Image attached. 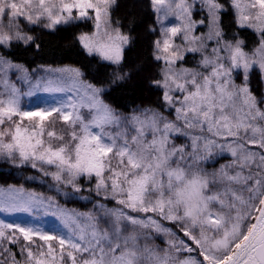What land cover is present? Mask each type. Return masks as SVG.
Here are the masks:
<instances>
[{"label": "snow or ice", "instance_id": "6c2138e0", "mask_svg": "<svg viewBox=\"0 0 264 264\" xmlns=\"http://www.w3.org/2000/svg\"><path fill=\"white\" fill-rule=\"evenodd\" d=\"M149 2L160 104L125 114L105 99L130 78L117 0H0V50H39L32 26L90 22L75 41L113 67L105 83L0 52V162L53 193L0 185V212L35 221L0 219V264H264V0ZM229 12L255 35L251 49L239 32L227 38Z\"/></svg>", "mask_w": 264, "mask_h": 264}, {"label": "trees", "instance_id": "16d2710c", "mask_svg": "<svg viewBox=\"0 0 264 264\" xmlns=\"http://www.w3.org/2000/svg\"><path fill=\"white\" fill-rule=\"evenodd\" d=\"M113 15L115 19L120 20L122 29L133 37L132 44L126 50L125 62V70L130 71V78L122 83L110 85L105 99L114 108L125 114H130L137 106L142 108L159 107L161 92L152 88L149 83L150 80L158 78L155 75L156 65L151 59L150 45L154 36L148 31L149 27L153 26L155 22L150 2L149 0H117V7ZM222 19L225 32L229 34L227 38H231L230 34L232 32H239L238 38L245 41L246 50L255 46L256 37L253 32L237 29L233 23L231 12L224 15ZM32 27L31 34L38 37L37 43L41 45L39 50L34 47L20 45L10 50L0 51L15 62L24 64L29 68H33L38 64L52 66L68 64L81 67L86 73L99 72L100 78L105 83H109L107 73L112 72L113 67L105 68L98 63L97 58L87 56L74 39L75 34L81 29H89L85 23L80 24L78 27L60 29L54 33L39 27ZM187 60L189 63L186 65L191 67L196 65L191 54L188 55ZM85 79L92 80V75L86 74ZM93 82L97 81L93 80ZM253 82L255 83V78H253ZM228 159L230 157L225 155L218 158V162L209 161L205 167L211 170L219 167ZM33 171L29 170L24 175H32ZM7 184H24L26 188L45 192L48 195L53 194L45 186H41L38 181H25L19 178L9 165L0 162V185ZM58 199H60L61 204L68 208H75L80 211H87L91 208V204L87 201H69L65 197H58ZM155 243L161 244V241L157 239ZM161 246L163 245L161 244Z\"/></svg>", "mask_w": 264, "mask_h": 264}, {"label": "rangeland", "instance_id": "374dc122", "mask_svg": "<svg viewBox=\"0 0 264 264\" xmlns=\"http://www.w3.org/2000/svg\"><path fill=\"white\" fill-rule=\"evenodd\" d=\"M85 24L88 26L89 29L88 30L81 29L80 31H90L91 30V24H90V22L89 23H85ZM123 31H125V30H123ZM125 32L127 33V31H125ZM191 55H192V58L194 59L195 64H196V61L200 59L199 55L198 54H196V55L191 54ZM184 66L185 67L192 68L191 66H188L186 64ZM13 79H14V77H13ZM237 82H239V81H237ZM165 114L167 115L168 113H165ZM177 142H180V141H177ZM17 217H19L20 219L26 220V221H33V222H35L33 220V217L30 216V215H28V214H26V213H18V214L10 215V214H7V213L0 212V219L6 220V221H11L13 219H16ZM53 219L54 218L51 217V216H40V217H38V222L44 224L45 226H49V222L53 221Z\"/></svg>", "mask_w": 264, "mask_h": 264}]
</instances>
